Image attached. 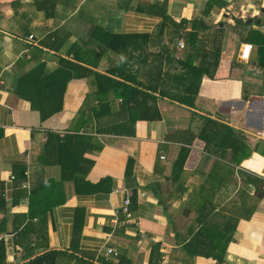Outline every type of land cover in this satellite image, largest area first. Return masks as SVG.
I'll return each mask as SVG.
<instances>
[{
    "label": "crops",
    "instance_id": "crops-1",
    "mask_svg": "<svg viewBox=\"0 0 264 264\" xmlns=\"http://www.w3.org/2000/svg\"><path fill=\"white\" fill-rule=\"evenodd\" d=\"M161 5L172 23L202 19L209 27L198 36L204 49H213L215 41L222 48L214 78H202L193 106L173 100L185 92L172 77L184 73V60L197 64L199 59L188 56V46L178 49L182 39L170 23L139 10ZM96 28L148 37L132 45L138 51L126 60L132 84L157 88L149 93L157 99L159 118L137 121L122 135L94 132L126 127L116 101L110 117L93 123L90 134L99 149L85 153L83 165L79 160L76 166L68 154L60 159L57 145L46 150L47 135L64 143L93 91L88 80H71L62 110L43 122L17 88L38 65L46 74L62 61L106 75L116 69L119 54L89 40ZM252 30L264 34V0H0V241L5 246L0 264H26L49 251L56 252L54 264H120V258L124 264H185L189 259L181 243L197 226L192 196L202 191L216 161L207 157L198 136L203 117L232 127L251 149L259 145L264 151V68L256 62V47L243 43ZM244 44L252 46L247 62L239 61ZM184 150L183 173L174 184ZM86 160L93 162L90 170L83 168ZM237 169L264 178V157L253 153ZM239 186L237 180L236 187L217 192L216 209ZM126 198L130 221L121 213ZM215 212L211 220L218 219ZM233 237L224 264H264V199L250 220H239ZM107 249L114 254L106 256ZM192 264L215 261L196 257Z\"/></svg>",
    "mask_w": 264,
    "mask_h": 264
},
{
    "label": "trees",
    "instance_id": "trees-1",
    "mask_svg": "<svg viewBox=\"0 0 264 264\" xmlns=\"http://www.w3.org/2000/svg\"><path fill=\"white\" fill-rule=\"evenodd\" d=\"M210 8L211 6L206 8L205 14H208ZM139 10L160 15L165 22L170 23L175 29V35L184 41L185 46H188L190 50L188 56L199 59L197 64L184 60L182 62L184 73L172 77L179 89L185 92V96L174 97L173 100L180 104L193 106L202 78L204 76L214 78L222 53L221 45L215 41L213 49L208 51L204 49L205 45L202 44L198 36L209 27L202 19L181 20L179 23H172L162 5L156 6V8L153 6L142 7ZM236 24L240 25L238 22ZM189 26L190 31H186ZM147 38V36L136 37L125 34L110 35L96 28L89 39L90 42H100L122 58L118 67L110 71L108 75L95 72L76 63L62 61L63 65L49 74L44 73L43 65H38L20 79L17 94L29 101L34 110L39 111L42 122L62 110L63 95L71 80L87 79L93 89L87 94L74 121V126L70 129L71 133L65 136L64 143L58 135L49 133L46 150L51 145H57L59 150L57 155H60V159L64 154H68L72 160H75L76 166H79V160L83 165L82 156L99 149L98 146H95L94 137L90 134L93 132V123L110 117L116 101H119L120 120L126 121V127L94 128V132L100 134L101 132H115L117 135H122L127 133V127L130 126L129 128L133 129L137 121L159 118L156 107L157 99L149 93V90L154 92L157 88L145 87L142 83L132 84L126 60L127 55L131 57L130 52L138 51L136 48L131 49L132 45H137V42ZM243 43H250L256 47V62L260 68H264V34L252 30ZM162 53L169 54V51L164 50ZM94 66L97 64L95 63ZM159 71L160 68H157L156 74ZM50 91H52V95H50ZM110 94H112L111 99ZM186 95L189 97L186 98ZM202 121L198 136L205 143L204 151L207 157H214L216 161L205 181L206 185H203L202 191L197 195L199 197L192 196V205L196 204L194 202L198 203L195 205L197 226H191L194 228L191 232L193 234L190 233V238L182 242L181 246L186 258L189 259L185 264H188V261L193 263V259L196 257L212 259L215 264H224L227 248L231 242H234L233 236L237 223L239 220H250L256 212L259 202L264 199V178L237 168L253 153L264 157V151L259 149V145L251 149L246 139L228 125L205 117ZM80 131L85 134L77 135L76 132ZM187 154L188 151L184 150L180 161L178 160V164H176L175 174L177 175L172 178L174 184L178 182L179 173H183L182 166ZM84 163L85 167H81L90 170L93 162L86 160ZM74 170L75 168L72 169V172ZM237 180L240 181L241 186L236 194L229 202L216 209L212 201L217 192L229 184L236 187ZM251 190H254L253 195H251ZM216 210L215 216L218 219L211 220V214ZM1 253L5 255L3 240L0 241V255ZM55 256L56 252L49 251L26 264H54ZM119 263L124 264L125 259L120 258Z\"/></svg>",
    "mask_w": 264,
    "mask_h": 264
},
{
    "label": "built area",
    "instance_id": "built-area-1",
    "mask_svg": "<svg viewBox=\"0 0 264 264\" xmlns=\"http://www.w3.org/2000/svg\"><path fill=\"white\" fill-rule=\"evenodd\" d=\"M32 37H29V39H31ZM177 47L178 49H183L185 47L184 41L183 40H179L177 42ZM252 54V46L249 44H244L241 46V50H240V54H239V61L242 62H247L249 61L250 57ZM258 135H260V133H258ZM129 206H130V200L129 198H126L121 206V213L125 216L126 221H130L132 214L129 210ZM114 254V250L113 249H107L105 252L106 256H112Z\"/></svg>",
    "mask_w": 264,
    "mask_h": 264
},
{
    "label": "water",
    "instance_id": "water-1",
    "mask_svg": "<svg viewBox=\"0 0 264 264\" xmlns=\"http://www.w3.org/2000/svg\"><path fill=\"white\" fill-rule=\"evenodd\" d=\"M238 22L240 24L249 25L252 21L251 20H247V21L238 20Z\"/></svg>",
    "mask_w": 264,
    "mask_h": 264
}]
</instances>
